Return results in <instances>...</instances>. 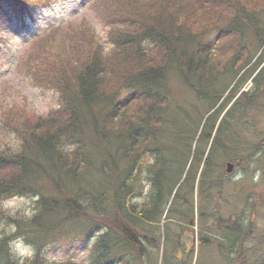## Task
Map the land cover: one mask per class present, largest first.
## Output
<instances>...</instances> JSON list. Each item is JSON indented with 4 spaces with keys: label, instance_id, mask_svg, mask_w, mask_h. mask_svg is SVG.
Segmentation results:
<instances>
[{
    "label": "trees",
    "instance_id": "obj_1",
    "mask_svg": "<svg viewBox=\"0 0 264 264\" xmlns=\"http://www.w3.org/2000/svg\"><path fill=\"white\" fill-rule=\"evenodd\" d=\"M134 1L143 6L149 22L139 18L137 10L131 16L117 15L127 28L119 32L115 20L100 18L104 26L113 27L111 35L120 46L112 56L97 52V58L90 57L82 52L84 32L55 28L38 53L28 57L30 79L39 88L55 91L60 107L44 121L16 107L9 117H14L12 132L21 137L20 146L0 152V224L15 225L20 235L39 234L58 228L59 222L53 221L58 216L64 221L96 214L98 227L107 230L93 244V264L106 257L115 264H172L166 253L154 259L143 241L160 250L164 217L193 221L194 195L205 196V187L215 183V155L226 149L219 142L221 124L254 102L242 93L225 112L215 111L213 103L222 94L213 102L205 88L247 66L249 35L264 46L260 0ZM107 2L94 0L92 5L106 8ZM29 11L26 0H0V24L24 20ZM95 38L90 36L99 44ZM221 38H231L234 49L226 58L217 54ZM173 78L197 98L208 99L201 103L207 105L204 112L172 111ZM112 79L115 84L108 87ZM17 197H38V212L29 220H11L3 209V202ZM167 229L164 241L173 244ZM233 230L226 227L225 241L216 244L232 247L237 242ZM5 233L0 231V264H20L10 251L15 234ZM116 252V258L110 255ZM46 263L38 249L23 261Z\"/></svg>",
    "mask_w": 264,
    "mask_h": 264
},
{
    "label": "rangeland",
    "instance_id": "obj_2",
    "mask_svg": "<svg viewBox=\"0 0 264 264\" xmlns=\"http://www.w3.org/2000/svg\"><path fill=\"white\" fill-rule=\"evenodd\" d=\"M28 1L36 3L41 0ZM93 2L94 0H50L48 5H38V11L34 12L35 18L27 20L24 25L19 20L0 24V152L20 146L21 137L12 132L14 117H9L14 113L13 110H17L16 107L25 108L28 115L42 118L43 121L49 119L60 107L59 95L35 85L29 77V66L26 65L28 57L38 53L37 49L53 29L60 28L62 32H69L68 28H71L72 31L76 29L77 32H84L87 43L83 44L82 52L97 58V52L112 56L119 46L114 43L116 35H111L113 27L104 26L100 18H107L110 22L115 20L114 26L119 32L127 28L117 15L131 16L137 10L139 16L141 14L139 18L149 22L142 12L143 6L139 7L134 0H108L110 5L106 8L100 3L92 5ZM263 4L264 0H260L258 6ZM259 20L264 30V13H261ZM94 35L99 44L90 40V36ZM125 35L126 33L120 36L123 38ZM230 41L231 38L219 40L216 48L218 55L225 54L224 57L221 56L228 57L234 50ZM247 45L248 67L244 66L234 76H224L214 86L205 89L209 91L207 98L213 102L222 94L213 103L215 111L219 109L225 112L242 93L254 99L253 105L241 110L236 119L226 118L221 124L222 135L219 142L226 149L219 150L215 155V183L207 189L205 187V196L197 198L194 195L193 221H168L164 217L160 224L162 236L158 240L160 250L150 249L146 241H143L147 250L158 261L160 253H166L171 257L172 264H183L181 257L186 252L184 264H264V46L259 45L250 35ZM113 59L115 57H112L111 64L115 66ZM221 64L223 65V61ZM113 84L115 80L112 79L107 86ZM171 91L172 111L175 110L180 115H187V112L195 115L196 111L202 113L207 108V105L201 103H208V99L197 98L179 80L173 78ZM226 94L229 95L226 97ZM220 123L221 121L218 124ZM29 129L32 130L33 127ZM227 130L228 133L223 135ZM199 146L201 147V143ZM227 163L234 165L230 174L225 173ZM148 190L149 185L145 182V195ZM37 199L38 197H17L5 201L10 204L9 207H4V202L2 206L11 220L17 221L18 217L29 220L38 212L35 208ZM57 219L53 221H58L59 227L52 232H23L20 235L15 225H6L4 222L0 224V231H6V236L14 233L12 241L23 240L25 245L34 250V254L38 249L47 260L46 264L67 262L69 259L88 264L93 244L107 230L98 227L100 225L96 222L99 217L89 213L64 221L60 216ZM231 226L234 227L232 236L237 242L228 248L218 246L216 243L225 241L224 230ZM235 226L238 231H235ZM166 227L175 241L173 244L172 241H164L163 230ZM156 231L159 234L158 229ZM201 240L205 243L203 246ZM110 255L116 258L117 252Z\"/></svg>",
    "mask_w": 264,
    "mask_h": 264
},
{
    "label": "clouds",
    "instance_id": "obj_3",
    "mask_svg": "<svg viewBox=\"0 0 264 264\" xmlns=\"http://www.w3.org/2000/svg\"><path fill=\"white\" fill-rule=\"evenodd\" d=\"M9 206L10 204L8 202H4V207ZM10 251L20 258V264H23L24 259H30L34 254V250L30 246L25 245L23 240L20 239L10 242Z\"/></svg>",
    "mask_w": 264,
    "mask_h": 264
},
{
    "label": "bare ground",
    "instance_id": "obj_4",
    "mask_svg": "<svg viewBox=\"0 0 264 264\" xmlns=\"http://www.w3.org/2000/svg\"><path fill=\"white\" fill-rule=\"evenodd\" d=\"M7 240H9V239H7ZM35 253H36V252H35ZM104 259H105V260L102 259L103 261H100V260H99V261H98L97 263H95V264H115V263H114L115 260L110 261L108 257H106V258H104ZM96 260H97V259H96ZM69 261H72V262H73V260H71V259H69ZM62 263H65V262H62ZM88 264H93L91 259H89Z\"/></svg>",
    "mask_w": 264,
    "mask_h": 264
},
{
    "label": "water",
    "instance_id": "obj_5",
    "mask_svg": "<svg viewBox=\"0 0 264 264\" xmlns=\"http://www.w3.org/2000/svg\"><path fill=\"white\" fill-rule=\"evenodd\" d=\"M231 171H232V165L231 164H227L226 172L230 173Z\"/></svg>",
    "mask_w": 264,
    "mask_h": 264
}]
</instances>
